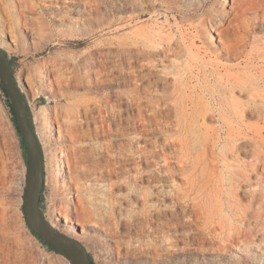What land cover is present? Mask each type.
Masks as SVG:
<instances>
[{
	"label": "rangeland",
	"instance_id": "rangeland-1",
	"mask_svg": "<svg viewBox=\"0 0 264 264\" xmlns=\"http://www.w3.org/2000/svg\"><path fill=\"white\" fill-rule=\"evenodd\" d=\"M62 1L32 0L33 7L25 8L23 0H0V47L6 52L14 80L27 101L34 131L40 137L37 139L44 160L40 206L43 219L63 235L81 242L94 264H264V206L250 211L245 218L226 209L215 214L214 204L206 212H199L191 200L177 202L171 215L136 211L131 214L128 202L134 204L133 209L137 203L128 198L121 181L133 165L121 161L107 166L108 145L134 136L139 144H153L173 134L168 116L153 120L151 128L146 129L142 122L152 118L147 115L143 121L136 111L125 107L123 93L135 83L128 86L121 79L126 70L122 48L140 25L176 33L178 27L194 20V7L199 0ZM207 1H219L223 11L231 12V0ZM176 4L191 7L182 14L169 9ZM132 11L133 21L128 22ZM249 17H253L252 11ZM22 22L26 27H35L34 33L27 31ZM261 32L257 26L252 36H260ZM206 46L209 51L219 46L217 35L210 29ZM68 112L75 119L74 134L67 136L63 124L58 137L54 116L60 119ZM256 120L255 115L245 116L247 124ZM205 124L218 127L220 122L213 118ZM96 144L102 148L97 150ZM58 148L74 165L75 150L81 149L88 161L83 164L90 170L77 166L68 173L63 163L65 173L59 167L57 181H52L46 164ZM234 155L245 158L241 152ZM0 156V211L5 228L0 236V264L71 263L64 255L43 246L27 228L22 212L26 154L1 91ZM99 157L101 167L95 170L93 160ZM56 158L63 159L59 153ZM136 164L147 168L142 160H136ZM181 182L177 175L174 183ZM77 195L98 208L93 220L99 228L88 226L80 231L76 225L71 231L62 223L59 213L86 221ZM239 200L243 205L248 203L242 196ZM161 204L173 205L168 198Z\"/></svg>",
	"mask_w": 264,
	"mask_h": 264
},
{
	"label": "bare ground",
	"instance_id": "bare-ground-1",
	"mask_svg": "<svg viewBox=\"0 0 264 264\" xmlns=\"http://www.w3.org/2000/svg\"><path fill=\"white\" fill-rule=\"evenodd\" d=\"M31 1L23 0L24 7H33ZM70 2L73 0L62 1ZM231 3V12H225L219 1L199 0L194 7L197 14L194 20L178 27L176 33L140 25L122 48L126 70L121 79L128 86L135 83L123 93L125 107L136 111L143 121L147 115L152 118L142 122L146 129L163 115L168 116L167 123L173 127V134L161 142L139 144L134 136L106 147L107 166L121 161L133 165L121 181L128 198L137 203L133 209L134 204L128 200L131 214L136 211L171 215L174 206L191 200L199 212H206L214 204L215 214L226 209L245 218L264 206V3L253 0H231ZM190 7L176 4L169 9L184 14L183 10ZM251 11L253 17H249ZM133 14L132 11L128 15V22L133 21ZM257 26L262 34L255 37L252 33ZM25 28L31 34L35 31V27ZM209 29L217 35L219 43L212 51L206 46ZM10 33L13 37V32ZM63 114L60 119L54 116L55 131L60 137L64 124L66 135L72 137L74 116L69 112ZM246 115H255L256 122L245 123ZM213 118L220 122L218 127L205 124ZM94 127L98 132L95 124ZM35 133L40 138L36 130ZM96 147L102 148L97 144ZM237 152L245 158L235 156ZM57 153L64 161H58ZM75 154L74 165L62 148L53 151L50 163L46 164L52 181H57L59 167L65 173L63 163L68 173L77 166L82 170L88 168L83 164L87 155L81 149H76ZM99 159L93 160L95 170H100ZM136 160H142L147 168L137 166ZM177 175L182 178L178 185L174 183ZM239 196L248 200L247 205L241 203ZM76 198L86 221L59 213L62 223L70 230L76 225L80 231L88 226L99 228V223L93 220L98 208L81 195ZM164 198L173 205L161 204ZM3 223L0 211V236L5 233Z\"/></svg>",
	"mask_w": 264,
	"mask_h": 264
},
{
	"label": "water",
	"instance_id": "water-1",
	"mask_svg": "<svg viewBox=\"0 0 264 264\" xmlns=\"http://www.w3.org/2000/svg\"><path fill=\"white\" fill-rule=\"evenodd\" d=\"M0 83L11 103L27 158V177L22 195V212L26 224L44 244L64 255L72 264H91L89 253L81 242L63 235L41 216L39 200L44 183L43 154L33 128L27 101L14 80L13 69L1 47Z\"/></svg>",
	"mask_w": 264,
	"mask_h": 264
},
{
	"label": "trees",
	"instance_id": "trees-1",
	"mask_svg": "<svg viewBox=\"0 0 264 264\" xmlns=\"http://www.w3.org/2000/svg\"><path fill=\"white\" fill-rule=\"evenodd\" d=\"M0 91L4 94V96H5V98H6V101H7V106H8V108H9V111H10V114H11V116H12V120H13V123H14V126H15V130H16V132H17V134H18V136H19V139H20V142H21V145H23V141H22V138H21V135H20V133H19V131H18V128H17V124H16V119H15V116H14V113H13V109H12V106H11V103H10V101H9V98H8V96H7V93H6V91L3 89V87H2V85H1V83H0ZM25 150V149H24ZM23 153V155H24V151L22 152ZM25 164H26V168H27V158H25ZM41 199H42V195L40 194V200H39V206H41ZM27 228H28V230L30 231V233L32 234V236H34L43 246H45L46 248H49V249H51V250H54L52 247H50L49 245H47V244H44L31 230H30V228L28 227V225H27ZM55 251V250H54ZM89 260H90V263L91 264H94V262L92 261V259H91V257H90V255H89Z\"/></svg>",
	"mask_w": 264,
	"mask_h": 264
}]
</instances>
